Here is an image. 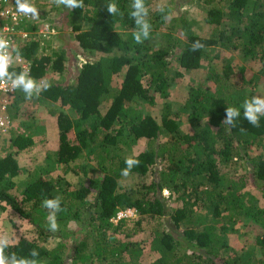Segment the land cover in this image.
<instances>
[{"label": "trees", "instance_id": "trees-1", "mask_svg": "<svg viewBox=\"0 0 264 264\" xmlns=\"http://www.w3.org/2000/svg\"><path fill=\"white\" fill-rule=\"evenodd\" d=\"M152 1L144 0L151 31L141 44L133 38L138 29L130 17L133 0H83L82 8H67L65 26L80 52L107 55L115 50L119 54L85 62L71 84L40 86L41 99L67 106L75 118L65 111L53 113L56 146L44 153L48 165L24 174L19 188L15 187L17 197L3 183L23 171L16 157L31 152L34 141L25 132L11 136L8 153L0 157V210L8 209L24 220L32 235L22 234L10 243L6 256L15 253L32 259L30 253L36 250L39 264H264V207L249 192L264 195V115L259 127H254L244 118L242 107L251 99L245 88L251 90L262 81L264 89V0H201L203 22L210 27L204 36L194 34L182 16L166 21L165 10L150 11ZM108 3H115L119 12L111 15ZM160 29L175 32L178 38L166 47H153L152 37ZM120 32L127 35L123 38ZM197 41L203 48L192 51ZM212 48L240 52L257 66V75L246 78L240 69L236 74L243 86H236L228 66L222 73L209 68L213 87L188 90L181 108L187 112L190 131L182 132L167 104L168 91L174 79L199 69ZM37 50V42L30 38L15 51L30 61L27 76L37 82L48 70L62 71L63 51L37 57ZM119 73L121 81L114 88L112 79ZM156 99L164 103L159 121L138 107L153 105ZM228 107L240 109L235 127L223 124ZM161 134L166 135L164 141ZM140 139L145 142L143 148L133 152ZM123 150L125 155L120 154ZM254 150L258 153L253 155ZM128 158L139 165L127 176L132 183L118 186ZM84 159L94 162L96 171H90L86 185L72 188L62 176L51 174L60 167L79 177ZM237 165L240 172L234 168ZM56 197L63 211L57 213L58 231L52 232L49 210L41 205L44 199ZM171 199L179 206L168 207ZM125 208L134 209L136 215L125 236L146 233L147 251L136 240L118 241L108 233L125 224L123 218L115 224L111 221ZM239 217L261 231L253 241L258 257L240 258L225 239ZM165 219L172 230L165 226ZM70 221L78 227L72 241L59 239L46 247L47 240L54 233L61 236ZM150 253L156 258L145 262Z\"/></svg>", "mask_w": 264, "mask_h": 264}, {"label": "rangeland", "instance_id": "rangeland-1", "mask_svg": "<svg viewBox=\"0 0 264 264\" xmlns=\"http://www.w3.org/2000/svg\"><path fill=\"white\" fill-rule=\"evenodd\" d=\"M201 0H178L176 4L170 0H153L150 5V11H158L163 9L170 16L172 20L177 16H182L186 22L191 26L190 30L196 34L204 36L209 31L210 27L203 22L205 17V9L200 5ZM30 4H33L35 8L41 13L42 17L45 19L46 24H48L50 29H53L54 35L35 34V40L37 42L38 50L37 57H50L52 53L64 52V60L62 61V71L52 72L46 71V74L42 80L37 81V85L43 86L46 82L58 83L61 85L71 84L73 80L71 79L76 71L87 61L96 62L98 59L103 57H111L118 55L119 53L115 50L109 54H96V53H82L78 50L77 44L74 43L72 38V33L69 31L68 26H65V22L68 21L66 18L67 7L64 5H57L54 0H28ZM78 18H74L73 21L76 22ZM79 21V20H78ZM168 21V20H166ZM64 22V25H63ZM116 31H119L117 25L114 26ZM124 38L127 33L120 32ZM153 47H163L168 44L169 41L175 40L178 36L175 32H169L166 29L157 30L153 35ZM225 66H228L232 71L231 83L238 86H243L240 83V79L236 74L240 69H244V74L246 76H256L257 66L251 63L250 60L242 56L238 51L229 52L224 51L220 48L209 49L206 56L201 61V67L194 70L188 74L182 75L181 79H174V83L171 85L167 98V104L169 106L170 112L176 119L178 128L182 132H189L190 127L188 126L185 118L187 112H185L181 107L183 102L187 97V92L191 88L197 89H212L213 85L209 81L207 70L210 68L217 73H222ZM174 69V68H173ZM122 73L113 77V87H118L121 81ZM247 78V77H246ZM261 83L250 90L244 89L245 94L249 98L262 97L264 98V89ZM164 103L156 99L155 103L150 106H146L141 103L138 107L141 110L149 113L159 121L160 114L163 112ZM106 103L99 107L100 113L104 112ZM57 110L65 111L70 117L75 118V114L69 111L67 106H60L58 102H49L41 99L39 96L33 94L32 99H26V94L19 89L17 94L13 97L10 103V107L7 112L11 121V128L4 134H0V157L8 153V142H10L11 136L17 135L18 133H29L31 134L34 146L29 153H22L16 157L17 164L24 171H21L18 177L7 178L3 183V187L6 191L14 196H18L15 191V187L19 188L21 181L25 179L24 174L26 172L32 171L34 168L46 167L48 165L47 161L43 160L44 153L46 150H53L56 146V135L53 130L54 127V115L53 113ZM166 138L165 134L160 135V139L164 141ZM144 140L140 139L136 141V145L133 146V152L141 150L144 146ZM126 150L121 151V155H125ZM258 151L254 150L253 155L257 154ZM83 167L82 173L79 177L74 176L71 172H64L61 168H54L51 170L52 175L62 176L67 182H69L72 188L76 187L78 183L86 185L88 177H90V171H95L94 162L86 161L85 159L81 162ZM237 172H240L238 165L234 166ZM82 169V168H81ZM84 172V174H83ZM131 182V177L122 176L118 181V186H129ZM250 195L254 196L258 201H260V207H264V195L258 191L251 190ZM163 196L168 197L165 192L162 193ZM168 207L174 209L177 203H173V199L167 201ZM136 215L131 217V219H126L125 224L122 228L116 232L109 231V234H113L114 239L118 241L122 240H136L140 242L144 247L143 249L147 251V238L146 233H135L132 236L126 237V228L132 226L131 220H134ZM116 222V221H115ZM113 222V224H115ZM164 224L167 228L172 230L171 224L167 219L164 220ZM78 227L69 222L66 229L61 230L63 233L61 236L54 237L55 233L47 240L46 247H49L56 243L57 240L62 239L64 242L69 243L74 238L73 231ZM260 229L252 222L247 221L245 218L239 217L234 222V230L230 233L225 234V239L231 248L235 250L240 256V258L246 260L253 256L258 257L260 253L258 252L256 246L253 244L254 237L259 235ZM83 234V232H81ZM79 233V234H81ZM32 235L29 225L22 219L13 216L10 210L5 209L0 210V236H7L10 243L15 242L20 235ZM174 235L178 233L173 232ZM264 257V255H262ZM156 258L154 253H150L145 259V262L151 261ZM94 264H96L94 262Z\"/></svg>", "mask_w": 264, "mask_h": 264}, {"label": "clouds", "instance_id": "clouds-1", "mask_svg": "<svg viewBox=\"0 0 264 264\" xmlns=\"http://www.w3.org/2000/svg\"><path fill=\"white\" fill-rule=\"evenodd\" d=\"M18 5V10L26 14H32L33 16L38 15V20L41 21L38 23L40 25V30L42 34L46 33L47 35H54L53 29H50L48 24H46L45 19L42 17L41 13L30 6L28 0H16ZM11 2V3H15ZM57 5H64L69 9L82 8L83 0H54ZM33 5V4H32ZM132 8L134 9L130 17L134 18L135 24L138 26V29L133 32V38L137 44L143 43L145 40L149 39L151 25L147 22L146 17L148 15V9L145 7L144 0H133ZM107 11L111 15H115L119 12L118 6L115 3L107 4ZM163 11V9H161ZM165 20H170V16H164ZM53 32V34H50ZM34 41L35 36H31ZM38 42V41H36ZM11 42L9 40L0 37V85L10 84L13 89H21L26 94V99H32L33 94L39 96L40 87L37 83L27 76L25 73L21 72L17 74L15 72H9V67H11L16 60H18L19 54L14 59L10 52ZM203 48V45L199 41L195 42L192 45L191 50L197 51ZM19 91V90H18ZM243 107V116L244 118L254 127H259V118L264 115V98L262 97H253L249 100H245ZM240 109L234 107L226 108V118L223 121V124L235 127V121L240 117ZM243 131V129H241ZM126 168L122 169L121 174L127 177L131 169L139 165V161L128 158L125 160ZM165 193V191H163ZM61 200L59 197L54 199H44L42 201V207L49 210L47 220L49 222V229L52 232H56L59 229L57 223V213L63 211L61 209ZM126 209V208H125ZM123 210V209H120ZM124 219V218H123ZM131 219V218H128ZM10 246V240L7 236H0V264H39V261L35 259L39 256V253L36 250H32L30 256L32 259L20 257L18 258L15 253H12L10 256L5 255V248Z\"/></svg>", "mask_w": 264, "mask_h": 264}, {"label": "built area", "instance_id": "built-area-1", "mask_svg": "<svg viewBox=\"0 0 264 264\" xmlns=\"http://www.w3.org/2000/svg\"><path fill=\"white\" fill-rule=\"evenodd\" d=\"M28 4L34 7L32 4ZM39 22L41 21L38 20V15L33 16L32 14L20 12L16 2L11 3L6 0H0V37L11 42L10 52L14 59L17 56L15 54L17 48L26 44L32 38L31 36L37 33L42 34L40 25H38ZM29 27H33L34 29L28 30ZM50 34H53V32H50ZM29 68L30 61L20 57L8 70L10 72L18 71V74L23 72L28 75ZM18 90V88L13 89L10 84L0 85V134L6 133L11 128V121L7 110ZM133 216H135L134 209L126 208L117 211L111 221L115 222L119 219H128Z\"/></svg>", "mask_w": 264, "mask_h": 264}]
</instances>
